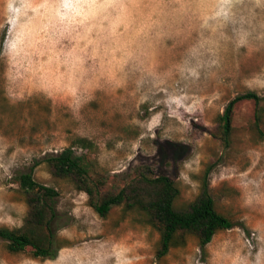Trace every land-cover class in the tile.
<instances>
[{
    "label": "rangeland",
    "instance_id": "obj_1",
    "mask_svg": "<svg viewBox=\"0 0 264 264\" xmlns=\"http://www.w3.org/2000/svg\"><path fill=\"white\" fill-rule=\"evenodd\" d=\"M264 96V0H0V226L28 212L17 176L59 191L57 257L10 252L0 264H264V100L236 103L226 145L218 116ZM77 148L117 192L165 175L185 206L208 166L219 212L234 220L205 250L189 234L159 260L158 227L139 210L106 217L45 158Z\"/></svg>",
    "mask_w": 264,
    "mask_h": 264
},
{
    "label": "trees",
    "instance_id": "obj_2",
    "mask_svg": "<svg viewBox=\"0 0 264 264\" xmlns=\"http://www.w3.org/2000/svg\"><path fill=\"white\" fill-rule=\"evenodd\" d=\"M244 99L253 100L256 104L254 124L259 127L262 120L264 96L255 91L237 95L218 116V131L226 145L233 127L235 105ZM75 147L94 149V144L82 137L62 152L49 155L45 162L53 174L70 178L79 190L87 193L89 205L103 217L116 205H123L126 211L135 209L144 212L149 223L160 230L156 248L159 260L167 256L173 247L185 245L189 234L195 235L201 249L205 250L218 231L235 225L233 219L216 208L209 186L211 166L203 174L198 196L185 206L178 207L175 204L178 189L174 181L165 175L152 177L142 172L119 191L104 192V178L94 169L93 160L86 154H77ZM17 182L26 197L28 212L22 226H0V238L10 252L29 250L34 257L53 259L64 246L54 227L58 217L59 191L37 181L32 172L20 173Z\"/></svg>",
    "mask_w": 264,
    "mask_h": 264
}]
</instances>
